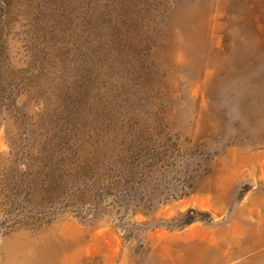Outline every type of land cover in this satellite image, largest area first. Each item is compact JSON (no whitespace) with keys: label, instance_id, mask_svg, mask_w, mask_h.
Segmentation results:
<instances>
[{"label":"rangeland","instance_id":"374dc122","mask_svg":"<svg viewBox=\"0 0 264 264\" xmlns=\"http://www.w3.org/2000/svg\"><path fill=\"white\" fill-rule=\"evenodd\" d=\"M0 264H264V0H0Z\"/></svg>","mask_w":264,"mask_h":264}]
</instances>
